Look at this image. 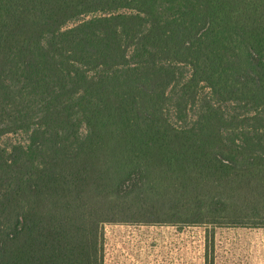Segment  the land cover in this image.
I'll return each mask as SVG.
<instances>
[{
  "label": "trees",
  "instance_id": "1",
  "mask_svg": "<svg viewBox=\"0 0 264 264\" xmlns=\"http://www.w3.org/2000/svg\"><path fill=\"white\" fill-rule=\"evenodd\" d=\"M0 264H104L107 223L264 226V0H0Z\"/></svg>",
  "mask_w": 264,
  "mask_h": 264
},
{
  "label": "rangeland",
  "instance_id": "2",
  "mask_svg": "<svg viewBox=\"0 0 264 264\" xmlns=\"http://www.w3.org/2000/svg\"><path fill=\"white\" fill-rule=\"evenodd\" d=\"M104 264H264V226L107 223Z\"/></svg>",
  "mask_w": 264,
  "mask_h": 264
}]
</instances>
